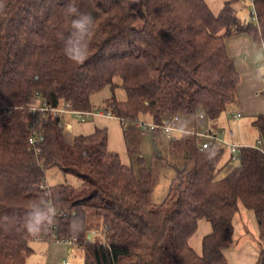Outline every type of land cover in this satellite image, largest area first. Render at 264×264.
I'll use <instances>...</instances> for the list:
<instances>
[{
    "label": "trees",
    "instance_id": "obj_1",
    "mask_svg": "<svg viewBox=\"0 0 264 264\" xmlns=\"http://www.w3.org/2000/svg\"><path fill=\"white\" fill-rule=\"evenodd\" d=\"M237 1L223 0L214 14L205 0H0V264H25L36 238L69 241L82 264H227L223 250L233 244L240 205L258 226L253 264H264V114L251 120L262 146L240 147L237 165L221 178L223 147L198 150L194 134L170 139L171 156L184 164L173 165L165 197L153 204V168L141 157L136 168L122 163L107 147L105 127L74 135L61 116L30 113L40 100L101 110L126 123L124 136L145 116L158 124L200 111L218 118L239 83L225 38L247 33L264 43V0L252 1L250 20L236 14ZM69 4L94 20L83 63L64 53ZM104 87L110 94L96 107L91 96ZM49 170L63 180L48 185ZM34 203L55 211V223L37 235L22 227ZM88 214L101 217L104 242L88 240ZM200 218L211 231L198 254L188 239Z\"/></svg>",
    "mask_w": 264,
    "mask_h": 264
},
{
    "label": "crops",
    "instance_id": "obj_2",
    "mask_svg": "<svg viewBox=\"0 0 264 264\" xmlns=\"http://www.w3.org/2000/svg\"><path fill=\"white\" fill-rule=\"evenodd\" d=\"M252 1L253 0H238L236 3H234L233 8L240 18L244 20L248 19V14L250 16L252 7ZM205 2L214 14L219 12L223 4V0H205ZM225 46L228 55L234 58L235 66L239 73L237 98L234 101V105L230 107L231 111L234 109L236 110H234L235 112L231 113V115L234 119L240 118L242 115L249 117L247 123L244 126L240 123L234 125V131H236L238 134L237 141L233 143L230 138H221L219 142L217 139L219 133H221L223 136V134L226 133L227 127L229 126V122L226 123L225 120H219L223 112L218 118L214 120H207L206 118H195L193 120V118H190L189 122L187 123L181 120L178 123L179 131H174L172 133L173 136H175V139L180 137L184 131L188 132L187 130L189 129H187L186 126H189V124L192 122L191 125L195 126L192 129L195 130V128L198 127L196 128L198 130H191L186 134L196 133L198 131V133L216 137V139H214L208 136H195L196 141L202 142L205 140H211L212 146L223 147V155L219 162L220 169L218 173L222 172L227 162L233 158L228 148L229 143L236 144L239 148L243 146H260V137L258 135V131L252 125L251 120L256 114H264V43L255 42L253 38L247 33H238L226 37ZM93 96L94 94L91 96V98ZM91 103L97 107L102 103V101L99 104V101L94 102L93 99ZM98 111L99 112L97 113H92L90 119H87L84 122H80L77 119L66 115L64 122L65 129L74 135H86L92 133L96 127H105L107 130V147L109 150L115 151L119 154L122 163L129 165L131 163L130 161L132 155L141 157L144 160V154L141 151L140 146H138V142L134 141L133 147L131 148L126 145V136H124L120 119L101 110ZM191 119L193 121H191ZM137 129L138 127L134 125V130L129 135H127V137L138 131ZM139 133L140 136L145 137V141L147 143H151L152 148H158V146L160 147V149L154 153L155 156H162L163 147H165L166 155L170 153V150L168 149V143L165 140L168 139L170 141V138L164 134L158 133L155 135L156 132L154 133L152 131L143 130L139 131ZM122 155L126 159L125 162L122 160ZM232 223L233 244L229 248L223 250L227 264H253L257 259L259 251V245L257 242L258 226L253 211L240 205L233 217ZM210 231V223L205 218L198 219L196 229L194 231L196 234L193 233L188 239L189 245L198 254L201 252L202 237ZM91 236L92 232H89L87 235L88 239ZM33 241L45 242L43 245H33V247L30 245L32 252L34 249H37L41 253L44 251L42 264H65V260H63L62 257L66 256L72 251V248H70L71 243L69 241H51L38 238L34 239ZM30 255L28 257H30ZM28 257L26 258L25 264H27V260H29Z\"/></svg>",
    "mask_w": 264,
    "mask_h": 264
},
{
    "label": "rangeland",
    "instance_id": "obj_3",
    "mask_svg": "<svg viewBox=\"0 0 264 264\" xmlns=\"http://www.w3.org/2000/svg\"><path fill=\"white\" fill-rule=\"evenodd\" d=\"M250 20V16L248 14V19ZM116 95L117 97H119L120 99H123L125 97L124 91L121 89H117L116 91ZM110 94V90L108 87H104L101 90H99L98 92L94 93V96L90 99L91 101L94 99V102L99 101V104L101 103V101ZM95 104V103H94ZM96 105V104H95ZM101 105V104H100ZM99 105V106H100ZM232 105H234L233 103H230L225 112H223V114L221 115V117L219 118L220 121L225 120V122H229V126L227 127L226 133L223 134V136L221 135V133H219V136H217L218 141L221 138H225L228 139L230 138L232 140L233 143H235V141H237L238 138V134L236 131H234V125L237 123L242 124L243 126L247 123L249 117L242 115L240 118H233L231 113H234L236 109H234L233 111L230 110V107H232ZM97 106V107H99ZM232 109V108H231ZM90 119V118H89ZM195 118H193L194 120ZM142 121L144 122H150V118L148 116L142 117L141 118ZM189 119H185L184 122L187 123L189 122ZM191 119V121H193ZM196 121V120H195ZM192 124V122H191ZM191 124H189V126L187 125V130L185 127V129L190 132L191 130H193L192 128H194L195 126H192ZM191 125V126H190ZM184 126V125H183ZM198 128V127H196ZM193 130L196 131L198 129ZM230 128V129H229ZM138 131L132 133L129 137L126 136V145L131 148L133 147V143L138 142V146H140L141 151L144 154V160H145V164L147 166H151L154 170V174L156 177V182L152 191V196H151V200L153 202V204H159L163 198L165 197L169 184L171 182V179L175 176V171H174V167L173 165L178 163L180 164L179 166H182V162H180V160H175L174 157L171 156V154L169 153L168 155H166L165 153V147H163V152H162V156L160 157L155 156V152L157 150L160 149V147L158 146V148L153 147L151 143H147L145 141V137L144 136H140L139 131H141L140 128L137 129ZM231 130V131H230ZM186 131H184L182 134H186L188 133ZM198 132V131H197ZM164 140V139H163ZM168 143V149L170 150V146H169V140L165 139ZM172 140V139H171ZM220 142V141H219ZM233 143H229V144H233ZM165 144V143H164ZM159 145V144H158ZM236 145V144H234ZM180 157V155H179ZM238 153L233 155V158L229 160V162H227L226 166L224 167V169L222 170V172L218 173L217 178H221V176H224L231 168H233L235 165H237L238 163ZM136 158L137 156L132 155L131 156V165H133L136 168ZM122 160L125 162L126 159L125 157L122 155ZM46 180L49 184L58 182V181H62V174H60L59 172H57L56 170H49L47 171L46 174ZM67 181L77 185L78 184V179L75 177H70L67 176ZM86 228L88 230V232H94L92 233V236L88 239L89 241H96V242H104L105 241V233H104V227H103V222L101 217L95 215V214H88L87 215V219H86ZM97 232V233H95ZM196 234V233H194ZM193 237V236H192ZM43 243L45 242H31L30 245L33 247V245H43ZM70 248H72V251L70 253H68L66 256L62 257L65 262H67L68 264H82L83 262V258H82V253L79 249H76L75 246H70ZM44 251L41 253L40 251H38L37 249H34V251L31 253L29 260H27V264H42L43 258H44Z\"/></svg>",
    "mask_w": 264,
    "mask_h": 264
},
{
    "label": "clouds",
    "instance_id": "obj_4",
    "mask_svg": "<svg viewBox=\"0 0 264 264\" xmlns=\"http://www.w3.org/2000/svg\"><path fill=\"white\" fill-rule=\"evenodd\" d=\"M65 13L70 17L72 31L64 39V53L76 63H83L87 58V36L94 23L93 17L87 12L81 11L75 4H69ZM55 223V211L53 208L41 210L37 204H33L25 213L22 227L31 235H37L46 231Z\"/></svg>",
    "mask_w": 264,
    "mask_h": 264
},
{
    "label": "built area",
    "instance_id": "obj_5",
    "mask_svg": "<svg viewBox=\"0 0 264 264\" xmlns=\"http://www.w3.org/2000/svg\"><path fill=\"white\" fill-rule=\"evenodd\" d=\"M94 112H99L98 110H94V111H79V110H74L71 108L70 103H64L62 105H60L59 107H50L49 105H47V103L44 100H40L38 104L33 105L30 107V113L33 116H36L37 119L40 118V116H44L47 113H50L51 115H59L62 118V122L64 124L65 122V117L66 115L71 117V118H75L80 122H84L87 119L90 118L91 114ZM108 114V113H107ZM239 115V114H237ZM34 118V117H33ZM196 118L197 119H202L204 118V113L202 111L198 112L196 114ZM37 121V120H36ZM36 121L32 122L30 125V129H32L33 133L29 138V143L34 145L38 140L36 138V131L34 130V124ZM180 121V117L178 115H173L169 118H165L163 119V121L158 124V123H154V122H144L141 119L136 121L134 123L135 126H137L138 128H140L143 131H155V130H159L162 134H164L165 136H167L170 139H175V136H173V132L174 131H179L178 129V123ZM122 125L124 127H126V123L122 122ZM194 134L196 137L199 136H208L210 138H214L216 139V137H212L211 135H206L203 133H191ZM197 143V148L198 150H203L205 148H207L208 146L212 145L211 140H205V141H196ZM260 146H262L261 142H260ZM228 148L230 150V153L233 155L237 154L240 150V148L238 147V145H234V144H229ZM264 149V147L262 148ZM65 264H68L67 262H65Z\"/></svg>",
    "mask_w": 264,
    "mask_h": 264
}]
</instances>
